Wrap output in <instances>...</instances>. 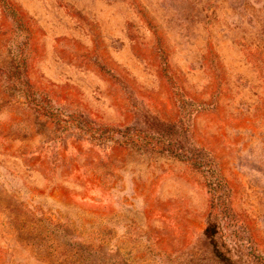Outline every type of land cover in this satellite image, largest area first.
Here are the masks:
<instances>
[{"label": "rangeland", "instance_id": "obj_1", "mask_svg": "<svg viewBox=\"0 0 264 264\" xmlns=\"http://www.w3.org/2000/svg\"><path fill=\"white\" fill-rule=\"evenodd\" d=\"M0 264H264V0H0Z\"/></svg>", "mask_w": 264, "mask_h": 264}, {"label": "trees", "instance_id": "obj_2", "mask_svg": "<svg viewBox=\"0 0 264 264\" xmlns=\"http://www.w3.org/2000/svg\"><path fill=\"white\" fill-rule=\"evenodd\" d=\"M158 140L165 143H161L159 141L152 142V141H148L146 137H141V136L133 137L131 135L129 136L127 135L125 136L124 139H117L116 141L121 143L123 142L127 146H134L143 150L160 149L161 152H168L169 154L179 159L192 163L194 166L204 171V173H206L207 175V179L209 181V185L211 186V191L213 194L212 196L213 200L211 203L213 214H211L205 233L208 237L214 239V236L216 235V233L220 228V220L218 217L222 213L221 211L227 210L228 208H230V205L227 199H223L220 196H216L217 192H219L220 189L226 187V183L224 182L222 177L217 175V168L215 166L213 159L209 154L207 153L205 154V152H202V150L195 148V146L192 150L186 151L181 145H179L175 140H173V138L170 135L167 136V140L166 139H158Z\"/></svg>", "mask_w": 264, "mask_h": 264}]
</instances>
